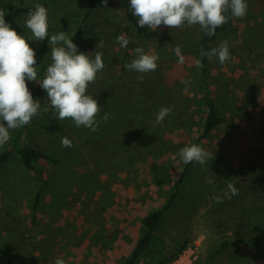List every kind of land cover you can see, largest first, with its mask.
<instances>
[{"label": "rangeland", "instance_id": "1", "mask_svg": "<svg viewBox=\"0 0 264 264\" xmlns=\"http://www.w3.org/2000/svg\"><path fill=\"white\" fill-rule=\"evenodd\" d=\"M10 1L45 3L49 36L67 31L72 37L89 9V0H0L6 14ZM247 3L246 17L230 18L219 36L218 45L229 42L230 60L221 65L214 58L208 77L196 64L199 25L162 26L143 37L123 21L117 0L99 10L92 25H106L110 15L120 23L113 31L109 25L89 29L78 46L90 55L103 53L106 78L88 86L97 85L101 91L109 85L108 98L98 102V129L78 128L69 119H57L51 109L33 118L26 143L54 153L59 164L37 166L46 176L43 187L16 155L0 168V264H54L58 257L65 264H108L102 255L115 249L123 228L129 225L127 242L141 237L145 233L141 217L163 208L176 191L175 204L137 264H170L189 246H197L192 264H264V0ZM25 20L26 14L12 28L31 38ZM121 33L129 39L125 48L117 40ZM49 38L28 40L36 53L38 79H43L41 67L51 62ZM176 46L185 57L183 64L177 62ZM136 47L159 56L157 70L143 80L171 76L174 82L159 89L153 107L144 109L139 103L127 110L121 107L126 92L122 89L138 92L148 86L137 79V72L125 68L135 58ZM27 83L36 94L39 83ZM205 92L227 120L199 143L207 113ZM36 100L42 107L48 103L44 91ZM161 107L173 110L156 124ZM54 123L63 131L44 128ZM23 130L25 126L10 131L0 155L11 149L12 138ZM120 130H131L134 141L114 140ZM63 137L73 147H63ZM99 139L107 141L103 148L96 146ZM192 143L211 152L213 159L204 165L182 163L179 150ZM229 184L238 189L230 199L225 196ZM240 215H247L246 220Z\"/></svg>", "mask_w": 264, "mask_h": 264}, {"label": "clouds", "instance_id": "2", "mask_svg": "<svg viewBox=\"0 0 264 264\" xmlns=\"http://www.w3.org/2000/svg\"><path fill=\"white\" fill-rule=\"evenodd\" d=\"M106 6L108 0H102ZM132 16L137 18L140 28L157 31L165 26L179 29L187 25H199L208 37L215 35L230 18L244 19L248 11L247 0H129ZM6 13L0 9V148L10 140V131L30 124L34 117L47 113L50 109L57 119L71 120L76 127L97 131V117L100 105L96 98L88 94V86L95 83L98 74L104 69L103 53L100 51L85 53L78 50L67 31L49 36V21L46 7L36 3L26 14L25 25L31 32V38L12 28L5 20ZM50 37V38H49ZM48 39L51 62L46 68L43 79H38L36 53L28 40L44 41ZM122 48L127 47L129 39L123 33L118 35ZM99 47H103L100 41ZM178 63L183 64L185 57L181 49H174ZM135 58L125 65L128 71L138 73L154 72L158 68L159 56L145 52L142 47L134 49ZM200 55L211 60L217 58L225 65L231 58L229 42L224 40L218 47L208 51L201 50ZM197 68H203L197 60ZM143 81V76H138ZM28 81L39 83L46 93L48 103L42 107L41 102L33 98ZM187 83V82H185ZM172 107H161L155 118L156 124H162L165 117L172 112ZM105 114L103 120H108ZM61 145L73 147L72 141L63 137ZM179 158L185 165L189 163L206 164L213 159V154L201 145L192 143L179 150ZM227 198L238 195V189L228 185ZM215 202H222L214 198ZM54 264H65L62 258H56Z\"/></svg>", "mask_w": 264, "mask_h": 264}, {"label": "trees", "instance_id": "3", "mask_svg": "<svg viewBox=\"0 0 264 264\" xmlns=\"http://www.w3.org/2000/svg\"><path fill=\"white\" fill-rule=\"evenodd\" d=\"M113 0H108L107 7L112 6L111 2ZM119 4H121L123 10V21L130 25L131 29L133 32L139 36L143 37H150L152 35V30L148 28H140L137 25V18L132 16L131 10L129 8V0H117ZM89 9L87 10L82 22L79 25V28L77 29L76 33L72 36L73 42L79 46L85 35L87 34V31L89 29H95V28H100L104 29L107 28L109 25L110 30H114L115 28H118L119 25L118 20L116 21L114 18V15H110L108 18L106 25L101 26L100 24H93V21L97 14L99 13V10L102 8H105L106 6L103 4L102 0H89ZM35 5V4H34ZM34 5H28L25 3H17L16 1H10L7 4V14L5 16L6 22H8L12 27L16 25V23L20 20V18L27 14V12L33 8ZM44 7L47 5L41 4ZM230 25V22L228 21L225 23L222 27L217 28L216 33L212 37H208L203 29L200 30L199 32V43H198V54H199V59L201 63L203 64V68H200L202 71V74L205 77H208L209 75V67L211 64V61L215 58L213 57L211 60H208L206 57H202L200 55L201 50L208 51L212 48L218 47V41H219V36L223 33V31L227 28V26ZM104 47V45H103ZM49 64L43 65L41 67V76L44 77L46 68ZM105 65V63H104ZM105 68V67H104ZM106 70L103 69L101 73H99V77L97 80H101L103 78H106L104 75V72ZM138 76H143L147 78L149 76L147 73H138ZM147 75V76H146ZM150 77V76H149ZM144 79V78H143ZM97 82V83H98ZM144 84H148L143 90H140L138 92H134L133 90H124L125 96L121 97V107L127 110H130V106H136L137 104H141L142 108L148 109L149 107H153L154 103V96L157 94L160 88H164L167 85H171L174 82V78L171 76L167 78H155V79H148L142 81ZM100 84V83H98ZM111 88V87H110ZM88 94L93 96V94L99 93L96 97L93 96V98H96L98 102H103L105 101L108 96H109V85H107L105 88H103L101 91L99 88L96 86L93 87H88ZM129 91V92H128ZM43 90L41 87H39V90L36 94H32L33 98L36 99L37 97L42 94ZM113 92V90H112ZM203 102L206 106V117L204 120V128H203V134L199 138V143H202L203 141L211 138V136L221 127V125L227 120L225 118L224 113H222L221 109L219 108L218 104L216 103L215 100H213L209 95L205 92L203 95ZM30 124L25 126V130L22 132L18 133L16 136L12 138L11 141V149L8 151L3 152L0 155V168L3 167L4 165L8 164L11 162L13 157L18 156L20 158L21 164L23 168L27 171H30L35 174L37 180L42 184V187L46 183V176L45 173L41 170L38 169V165L41 163H46V164H51V165H57L59 164L58 160H56V156L54 153L47 152L46 150L33 147L29 144L26 143V137L30 132ZM46 130L50 132H61L63 131V126H61L58 123H54L51 125H47L44 127ZM133 133H131V130H128L124 132L123 130L118 131L113 138L114 140L116 139L117 141H128V142H133ZM107 141L99 139L96 143V146L99 148H103L105 146V143ZM124 145V144H123ZM127 147V144L126 146ZM185 175H182L183 179ZM181 182L179 181L177 183L180 184ZM42 187L37 193L36 196V201L34 205V210H37L41 195L43 192ZM178 197V192L174 193L172 197L170 198L169 202L161 209L155 210L148 215H146L143 220H142V225L145 228V233L142 234V236L139 238L136 247L131 254V256L125 260L124 264H137V262L141 259L143 254L150 248V246L153 243V238L154 234L157 231L158 227L161 224L162 219L166 216L167 212L173 207L175 204L176 200ZM246 212L245 210L241 211V213ZM244 217H247V215H240V220H246L243 219ZM184 249V247L181 248V250ZM162 264H167V262H163Z\"/></svg>", "mask_w": 264, "mask_h": 264}, {"label": "crops", "instance_id": "4", "mask_svg": "<svg viewBox=\"0 0 264 264\" xmlns=\"http://www.w3.org/2000/svg\"><path fill=\"white\" fill-rule=\"evenodd\" d=\"M150 212L151 211H149L147 214L142 216L141 221ZM128 228H129V225H127L123 228L124 235L116 236L117 237L116 238L117 239V245H116L115 249L113 251H108V254H106V255H104V254L102 255V257H103L102 259L105 260L108 264H122L123 260L125 261L126 259H128L131 256V254L133 253L140 236L138 235V237H136V239H135V237H134V239L131 238L132 240H130V242H127L124 237H126L127 235H130V232H128ZM135 234H136V232H135Z\"/></svg>", "mask_w": 264, "mask_h": 264}, {"label": "built area", "instance_id": "5", "mask_svg": "<svg viewBox=\"0 0 264 264\" xmlns=\"http://www.w3.org/2000/svg\"><path fill=\"white\" fill-rule=\"evenodd\" d=\"M196 250L197 246H189L184 250L183 254L180 255L179 258L170 264H192Z\"/></svg>", "mask_w": 264, "mask_h": 264}]
</instances>
